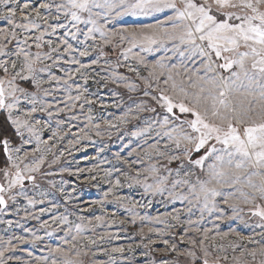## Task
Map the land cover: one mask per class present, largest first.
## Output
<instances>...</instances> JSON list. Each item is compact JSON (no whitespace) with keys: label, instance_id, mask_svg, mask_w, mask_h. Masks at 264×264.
Returning a JSON list of instances; mask_svg holds the SVG:
<instances>
[{"label":"snow or ice","instance_id":"6c2138e0","mask_svg":"<svg viewBox=\"0 0 264 264\" xmlns=\"http://www.w3.org/2000/svg\"><path fill=\"white\" fill-rule=\"evenodd\" d=\"M110 85L127 107L102 118ZM113 130L138 142L85 210L55 179L85 170L61 159ZM87 171L96 181L99 167ZM125 186L173 207L141 215L153 201L117 194ZM13 214L44 235H7L20 220L0 219V264H264V0H0V217ZM137 221L139 243H112L107 229ZM232 221L251 234L222 230ZM57 233L41 255L23 247Z\"/></svg>","mask_w":264,"mask_h":264},{"label":"rangeland","instance_id":"374dc122","mask_svg":"<svg viewBox=\"0 0 264 264\" xmlns=\"http://www.w3.org/2000/svg\"><path fill=\"white\" fill-rule=\"evenodd\" d=\"M121 20L127 24H133V23H140V22H150L146 18L143 17H122ZM151 58V55L150 57ZM98 86L96 84L90 85V91H97ZM115 90L114 85H110L107 88H102L99 90V97L100 99L108 105V107H102L100 104H97L94 108V114H96L99 117L102 118H109L110 116H115L121 114L122 111L126 110L127 105L123 109H117L112 106V101L116 99L115 97L111 96V91ZM125 100H127V97H125ZM63 119L64 117H60ZM73 123H76L75 121ZM53 126H55V122H53ZM81 127H83V123L80 124ZM73 132H76L77 130L75 128L72 129ZM50 135V133H48ZM92 135V139L90 141L85 140L82 141L79 145H77L74 148L70 149L71 154L69 152H65L64 157L61 159L60 166L67 167L72 170H75L76 168H82L84 169V173L80 175L79 178L75 176L68 175L65 173L63 177L56 176L55 179L59 181L61 178H63L67 183L65 185V188L67 191H71L72 188H75L76 191L73 194L74 200L73 203L80 204V206L83 209H87L88 206L91 204L92 201L98 200L102 197L103 192L107 189L108 185L104 181L103 177V171L104 169H108L113 167L115 165L117 168L121 167V165L116 161L115 154L119 152L122 156L127 158V151L130 149H125L124 145L128 143L129 139L133 140L132 147H135V144L138 142L136 138L126 137L123 141L118 138L117 133L113 130L112 136L109 137L107 133L102 134L100 137ZM68 139H72L71 136H69L67 139L63 140L61 143V147L63 148H69L68 145ZM103 148V152L100 151V149ZM79 149V150H77ZM134 158V157H133ZM94 166H98L100 171L97 175V180L92 181L91 180V174L88 173L87 169L92 168ZM46 167V166H45ZM53 171H58L57 167L53 168ZM115 176H113V179ZM99 185V186H96ZM117 194L130 196L135 200H139L143 204H147L149 200L153 201L152 207H146L144 209H140L141 215H149V216H155L159 213H164L166 211H171V208L173 205H165L164 204V198L161 196H156L155 198L151 196H142V189L139 187H133L129 189L128 187H124L122 189H119ZM96 209L95 214H100V208L99 206L92 205ZM177 208L182 207L181 204L176 203L174 205ZM104 211L111 215L113 211L117 212V216L120 219H127V214L124 212L123 209H119L118 205L115 203H107L104 207ZM84 214H88L87 211L84 212ZM23 213H21V216ZM0 219H12V220H20V217H17L15 214L10 216H4L0 217ZM42 219H48V216L42 217ZM237 228L244 234H251V228L248 225H245L241 223L240 221H232V222H226L225 224L221 225L222 230H227L228 226ZM142 225L139 221L135 225L132 224H125L123 227H121L119 224L113 225L111 228L107 229L110 232L119 233L120 239L114 240L112 243L114 244H133L140 242V236L133 235L134 233H138L139 228ZM152 226V225H149ZM159 226V225H157ZM55 227V225H53ZM7 228V225L0 223V236L6 235L5 229ZM24 228H31L33 230H37V234L43 236L44 232L43 230L39 229V222L36 220H20V226L14 225L13 227L9 228L7 230V235H25L23 229ZM125 229L127 231H125ZM105 231V228H99L98 233H102ZM256 231H260V229H256ZM62 235V233L53 234L52 236H45L43 242H38L35 245L29 244L24 245L23 247L28 248L29 250H32L35 255H41L40 249L45 247V245H51L54 246L58 242V236ZM156 239V237H153ZM147 241H145L146 243ZM162 246V245H161ZM104 247H110V245L105 244ZM20 254V253H17ZM126 255H128L126 253ZM136 255H139V252L136 253ZM27 258V257H25ZM101 260H106L107 256L101 255L99 257Z\"/></svg>","mask_w":264,"mask_h":264}]
</instances>
